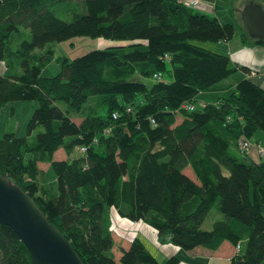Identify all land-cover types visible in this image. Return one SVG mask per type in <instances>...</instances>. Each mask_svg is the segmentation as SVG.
<instances>
[{
  "label": "trees",
  "instance_id": "obj_1",
  "mask_svg": "<svg viewBox=\"0 0 264 264\" xmlns=\"http://www.w3.org/2000/svg\"><path fill=\"white\" fill-rule=\"evenodd\" d=\"M235 34L233 24L179 0H0V63L14 55L23 68L13 76L0 69V120L10 102L38 103L26 136L7 129L0 138V173L34 199L84 264L180 263L156 257L140 236L115 259L112 210L183 251L228 241L240 246L228 264H264V87L240 77L211 94L238 70L252 72L195 44L229 43ZM76 36L121 43L66 57L43 77L53 51L36 49ZM188 101L197 109H181ZM81 146L86 153L71 157ZM62 148L68 159L57 161ZM40 163L50 164L55 190L42 192ZM214 208L223 217L203 230ZM0 263L34 264L1 224Z\"/></svg>",
  "mask_w": 264,
  "mask_h": 264
},
{
  "label": "rangeland",
  "instance_id": "obj_2",
  "mask_svg": "<svg viewBox=\"0 0 264 264\" xmlns=\"http://www.w3.org/2000/svg\"><path fill=\"white\" fill-rule=\"evenodd\" d=\"M256 2H259L258 0H255ZM252 2V0H213V1H202L200 0V6H198V10L205 11L207 14H210L211 16L219 17L220 21L224 24L231 23L236 28V34L235 37L232 40H239L241 31L247 30L244 25L243 21V11L244 9L249 5V3ZM212 5H216L217 3V9H213ZM264 6V5H263ZM217 14V16H216ZM63 18H66L65 16ZM245 32V31H244ZM231 40V41H232ZM121 42L113 41L111 39L107 40L104 38H91V37H78L76 38H70L66 39L62 42H55L47 44L44 49H36L37 54H43L47 51L46 54H49V51H53V56L50 57V59L46 60L42 63V76L43 77H54L61 69V66L59 65V62L64 59L68 58L70 61L73 59H76L79 56L85 55L88 53V51L92 50H98V49H106L109 47H115L119 46ZM200 45L201 47L205 49H209L211 51L218 50L221 51L223 48L221 47V42H201L196 41L195 44ZM214 52V51H213ZM217 52V51H216ZM5 69L7 72V75L13 74H20L23 71V68L20 66V60L12 55V57H9L7 59V67L3 66V63H0V69ZM140 81L148 82L145 78H140ZM95 100V99H92ZM38 103L37 101H14L6 104L1 109L2 115L0 120V138L4 137L5 131L8 129L13 133H16L17 136L23 137L26 136V127L28 124V120L31 118L32 114L34 113L35 108L37 107ZM76 123L80 124L82 119L76 118ZM182 120V117H179L178 122ZM38 131L33 134L31 137V142L36 141ZM84 146L78 147L74 149L71 154V157H77L84 154L82 151V148ZM251 154V152H250ZM55 160L60 161L63 158H67V154L65 153V150L62 148L57 153H55ZM42 168L46 171H49L48 178H52L53 172L50 170L49 164H41ZM185 173L193 177V173L191 169H187ZM195 178V177H193ZM51 186V185H50ZM52 187V186H51ZM211 213L206 217L204 221V225L202 227L203 230H211L213 227V224L215 223V220L222 219V214L217 211L215 208L214 210L210 211ZM112 218H120L116 214L115 210L111 211ZM122 219V218H121ZM114 220V226L116 227L118 224V221ZM125 220V219H123ZM132 224L131 221L125 220ZM128 231H131V226L128 228ZM228 242V241H227ZM226 242V243H227ZM229 243V242H228ZM231 244V243H230ZM148 245V244H147ZM150 249L153 247L149 246ZM116 250V256L119 254ZM154 250V249H153ZM190 252V251H188ZM237 254V248H235V255ZM218 259V258H217ZM216 259V260H217ZM216 264V262H214ZM217 264H224L222 260H218Z\"/></svg>",
  "mask_w": 264,
  "mask_h": 264
},
{
  "label": "water",
  "instance_id": "obj_3",
  "mask_svg": "<svg viewBox=\"0 0 264 264\" xmlns=\"http://www.w3.org/2000/svg\"><path fill=\"white\" fill-rule=\"evenodd\" d=\"M242 14L248 36L264 40V6L250 2ZM0 224L17 234L34 264H84L71 242L50 223L34 199L1 173Z\"/></svg>",
  "mask_w": 264,
  "mask_h": 264
},
{
  "label": "crops",
  "instance_id": "obj_4",
  "mask_svg": "<svg viewBox=\"0 0 264 264\" xmlns=\"http://www.w3.org/2000/svg\"><path fill=\"white\" fill-rule=\"evenodd\" d=\"M258 1L259 2L252 0V2L258 4L264 2V0H258ZM210 4L211 3H209V5ZM211 6L213 9L216 10L218 5L216 3V5L211 4ZM202 12L205 13V11ZM244 31L243 32L241 31L240 34L241 37L239 40H232L229 41V43L221 42L220 45L223 48V50L219 51L218 49L213 51L214 52L217 51L216 53L219 52L229 55L233 64L237 66V68L242 66L251 70V72L254 71L257 76H255V78L252 77V79H254L259 85L264 87V76L263 77L260 76L261 75L260 73L264 72V45L254 44L252 42L251 37L245 40V37L242 36V34L244 33L246 34L247 31L246 30ZM240 77L251 79L249 78V74L244 73L243 70H238L235 76H231L224 82L220 83V85L215 87V89L211 91L212 92L211 94L220 93L226 88L231 87V85H234L236 83L237 78ZM251 155H253L252 157L254 159L257 158L255 150L251 152ZM54 159H56L55 156ZM67 159H68V155L67 158H63L62 160H67ZM41 164H45V163L39 164L41 170L43 171V174L41 175L42 178L40 180V187L42 192L47 191L46 189H48V187L51 186H52V190H55L56 177L52 175V178H48L47 174H49V171L47 170L46 173V171L42 168ZM193 177H195L194 174ZM193 177L190 178L193 179ZM118 217H120L118 218V220L117 218H112V227L114 228L113 238H115V242H116L115 248L118 250L117 253L119 254L116 256V250H114V253H115V259H117L118 261L122 254V250L124 249L128 250L130 243L135 238L137 237L139 238V236L145 243L146 247H148V245L153 247L154 250L152 248L150 249V247L148 248L150 249V251H152V253L156 257L162 260L164 258L177 256L180 260L179 264H215L214 262H216L217 264L218 260H222L224 264H228L229 260L235 256V247L228 242L227 243L224 242L223 245L216 251H211L206 248L204 249L202 247H198L195 248L193 251L186 252L183 251L180 247L175 246L173 243H171L169 239H164V240L162 238L160 239L158 236V232L152 226L146 225L145 223L142 222L139 223L132 222L131 224L123 220V218L121 219V216L118 215ZM114 220L118 221L116 227L114 226ZM130 226H131V231H128V228Z\"/></svg>",
  "mask_w": 264,
  "mask_h": 264
},
{
  "label": "built area",
  "instance_id": "obj_5",
  "mask_svg": "<svg viewBox=\"0 0 264 264\" xmlns=\"http://www.w3.org/2000/svg\"><path fill=\"white\" fill-rule=\"evenodd\" d=\"M179 2L180 3H184V4L188 5V6H192V7L200 6V0H179ZM260 74H261L260 76H262V77L264 76V72L260 73ZM255 76H257V75H256V73L254 71H252V73L249 74V78H251V79H252V77L255 78ZM155 78L156 79H160V78H162V75L161 74L156 75ZM197 106L198 105L196 103H192L191 101H188V102L183 103V105L181 106V109H184L187 112L188 111H194V110L197 109ZM113 118L114 119H118L116 114L113 115ZM151 122H152L153 125H156V121L154 119H152ZM111 132H112V129L109 127V128H106L103 133L105 135H109ZM242 145H243L242 146L243 150H249L252 147V144H250L248 141H244L242 143ZM82 151L85 154L86 151H87V148L83 147ZM258 154L261 155V156H264V147H258ZM239 249H240V246L238 245L237 252L239 251Z\"/></svg>",
  "mask_w": 264,
  "mask_h": 264
}]
</instances>
